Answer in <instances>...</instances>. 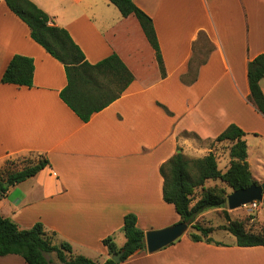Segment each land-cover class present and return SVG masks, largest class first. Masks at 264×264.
Segmentation results:
<instances>
[{
	"label": "crops",
	"instance_id": "crops-1",
	"mask_svg": "<svg viewBox=\"0 0 264 264\" xmlns=\"http://www.w3.org/2000/svg\"><path fill=\"white\" fill-rule=\"evenodd\" d=\"M30 1L67 30L89 63L115 53L133 80L82 121L59 96L67 83L63 64L0 0V79L13 55L33 61L31 86L0 80V163L30 152L49 161L0 199V215L20 228L40 221L75 254L101 264L111 256L104 237L125 242L126 213L144 232L180 221L163 199L159 167L196 149L188 135L212 141L235 124L245 132L248 164L249 138L255 148L264 143V116L249 99L247 79L249 60L264 52V0H132L152 19L164 76L137 18L122 16L109 0ZM259 85L264 94V76ZM212 238L221 244L183 234L117 264H264L263 245ZM0 264L27 263L7 254Z\"/></svg>",
	"mask_w": 264,
	"mask_h": 264
},
{
	"label": "trees",
	"instance_id": "trees-1",
	"mask_svg": "<svg viewBox=\"0 0 264 264\" xmlns=\"http://www.w3.org/2000/svg\"><path fill=\"white\" fill-rule=\"evenodd\" d=\"M109 1L118 8L122 16L133 14L137 18L154 49L161 75L164 76L165 69L152 19L132 0ZM5 3L27 24L31 38L63 64L67 83L59 96L82 121H87L94 112L103 109L119 97L133 80V75L115 53L96 63H89L67 30L55 25L52 18L32 1L5 0ZM263 76L264 52L256 55L247 64L249 99L264 116V94L259 85ZM32 77V59L15 54L8 62L0 80L2 83L31 86ZM183 81L186 79L183 78ZM244 136L245 132L240 127L230 124L212 140V143L224 141L230 143L229 166L224 171L218 168L212 150L197 158L187 157L181 151L176 152L159 167L163 177V199L174 205L180 221L187 222L195 230L188 234L193 241L221 244L210 236L214 228L201 226L196 218L208 209L224 208L227 192L223 187H206L205 181L220 180L232 190L256 183L247 161V144ZM21 162L24 163L21 167L16 166L13 161H6L4 166L0 167V199L9 186L34 176L49 164L47 157L41 153H36L35 158H25ZM5 182L8 183L7 186L4 185ZM197 188L201 189L198 198L194 194ZM224 214L227 221L221 228L235 237V245L264 246V234L248 231L240 221L230 220L226 210ZM121 230L125 237L122 246H117L111 235L101 240L109 255L123 250L119 262L145 249V232L137 227L135 214L126 213L123 216ZM7 254H17L27 264H50L51 254L60 264H100L82 254H75L68 241H56L55 232L47 231L40 221L29 228H20L11 218L0 215V255ZM117 263L109 257L101 264Z\"/></svg>",
	"mask_w": 264,
	"mask_h": 264
},
{
	"label": "rangeland",
	"instance_id": "rangeland-1",
	"mask_svg": "<svg viewBox=\"0 0 264 264\" xmlns=\"http://www.w3.org/2000/svg\"><path fill=\"white\" fill-rule=\"evenodd\" d=\"M189 140L193 144V146L197 149L190 148L187 149L186 155L188 157H201L208 153L209 151H213L216 160L218 168L224 171L229 166V142H214L212 141H200L197 138H195L192 135H188ZM252 137L249 138V165L251 167V173L253 176V179L256 181V183L260 184L264 182V143L260 146V148H255L252 143ZM36 153H23L16 156H10L5 158L1 163L0 167L4 166L6 161L9 162H15L16 166L21 167L24 163L21 162L25 158H35ZM20 161V162H18ZM206 187H223L225 191L227 192V195L232 192V189L227 186L225 183L221 182L220 180H207L205 181ZM200 188H197L195 190V197L198 198L200 195ZM224 210L227 211V216L230 220L240 221L244 228L248 231L254 232V233H262L264 234V192L262 195V200L259 201V207L255 210H250L246 207H237L234 209H229L227 204L224 208H211L206 210L207 212L203 214H199L196 218V221L201 226H211L214 228V231L211 233V236L215 239H221L227 242L228 241H234L235 237L229 233L228 231L221 228L222 224L226 223V217L224 214ZM252 216V217H249ZM188 229L184 234H189L192 231H195L193 228H191L190 224H188ZM56 241L57 238H56ZM247 254V253H244ZM263 260H264V254H262ZM51 259L55 262H58L54 255H50ZM245 258H252L250 254H247L244 256ZM242 263V262H240ZM56 264V263H55ZM58 264V263H57ZM60 264V263H59Z\"/></svg>",
	"mask_w": 264,
	"mask_h": 264
},
{
	"label": "water",
	"instance_id": "water-1",
	"mask_svg": "<svg viewBox=\"0 0 264 264\" xmlns=\"http://www.w3.org/2000/svg\"><path fill=\"white\" fill-rule=\"evenodd\" d=\"M8 185L7 182L4 183ZM264 192V182L252 183L248 187L232 190L227 195L226 204L229 209L240 207L253 200L261 201ZM188 223L185 221H179L176 224L166 226L161 229L148 230L144 234L145 249L148 252L157 251L177 240L188 229ZM123 250H120L116 254L111 255V259L115 262H119Z\"/></svg>",
	"mask_w": 264,
	"mask_h": 264
},
{
	"label": "built area",
	"instance_id": "built-area-1",
	"mask_svg": "<svg viewBox=\"0 0 264 264\" xmlns=\"http://www.w3.org/2000/svg\"><path fill=\"white\" fill-rule=\"evenodd\" d=\"M241 207H246V208H248L250 210H255V209H257L259 207V201L253 200V201H251L249 203H246V204L242 205Z\"/></svg>",
	"mask_w": 264,
	"mask_h": 264
}]
</instances>
